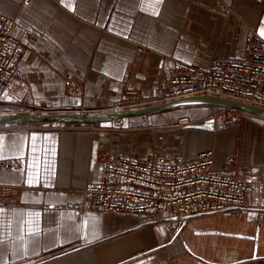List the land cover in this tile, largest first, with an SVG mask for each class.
<instances>
[{
  "label": "crops",
  "instance_id": "obj_1",
  "mask_svg": "<svg viewBox=\"0 0 264 264\" xmlns=\"http://www.w3.org/2000/svg\"><path fill=\"white\" fill-rule=\"evenodd\" d=\"M0 14L15 20L13 34L25 43L0 115L157 106L170 102L163 99L173 59L208 68L215 57H239L249 31L264 40V0H0ZM138 46L151 52L140 55ZM67 78L79 83L82 96L67 94ZM129 90L153 103L125 108ZM224 108L192 105L130 115L115 132L112 120L73 124L92 129L72 131L0 126V160L25 166L0 169V187L15 190L0 197V264H264V123L243 112L227 119ZM184 117L192 123L215 118L216 130L179 127ZM209 149L216 171L255 183L243 221L201 215L175 234L167 213L64 208L81 202L86 186L99 181L107 151L192 161Z\"/></svg>",
  "mask_w": 264,
  "mask_h": 264
},
{
  "label": "built area",
  "instance_id": "obj_2",
  "mask_svg": "<svg viewBox=\"0 0 264 264\" xmlns=\"http://www.w3.org/2000/svg\"><path fill=\"white\" fill-rule=\"evenodd\" d=\"M14 26L13 18L0 14V102L25 51L23 38L13 34ZM30 34L25 32L26 36ZM137 51L140 55L151 52L145 46H138ZM167 80L168 95L163 101L211 95L264 109V40L255 31H249L239 57H215L208 68L173 59L167 68ZM65 83L69 96L83 95L76 80L67 78ZM125 95L129 101L125 108L153 103L138 90L126 91ZM236 112L231 108L223 110L227 119L233 118ZM190 124L188 117L178 122L179 127ZM122 127L123 119H116L109 130L115 132ZM44 128L92 129L60 121L47 123ZM101 163L99 181L86 186L81 202L67 203L65 209L147 215L167 213L171 220L168 228L176 234L187 227L193 217L201 215L221 214L243 221L249 212L248 197L255 191V183L245 176L216 171L212 149L200 152L192 161L155 152H150L147 159H139L107 151L102 154ZM0 169L24 171L25 166L15 160H0ZM14 191L8 186L0 187V197ZM259 218L262 221L264 214H259Z\"/></svg>",
  "mask_w": 264,
  "mask_h": 264
},
{
  "label": "water",
  "instance_id": "obj_3",
  "mask_svg": "<svg viewBox=\"0 0 264 264\" xmlns=\"http://www.w3.org/2000/svg\"><path fill=\"white\" fill-rule=\"evenodd\" d=\"M192 105H216L225 108H231L239 112H243L254 116H264V109L239 101L224 99L217 96L201 95L182 98L175 101H170L157 106L147 107L143 109L131 111H113L108 113H91V114H5L0 115V126L4 125H23V124H47L53 122H63L67 124H93L108 120L122 119L130 115H146L155 112H161L169 109L180 108ZM188 127L207 130L214 132L216 130L215 118H210L201 123H192ZM217 233L220 232H210ZM221 234V233H220ZM243 239H251L257 241L256 236H246L243 234H226ZM256 257V254L254 255Z\"/></svg>",
  "mask_w": 264,
  "mask_h": 264
},
{
  "label": "snow or ice",
  "instance_id": "obj_4",
  "mask_svg": "<svg viewBox=\"0 0 264 264\" xmlns=\"http://www.w3.org/2000/svg\"><path fill=\"white\" fill-rule=\"evenodd\" d=\"M261 35H264V29H261ZM35 136H33V141H35ZM3 157L0 156V159H2ZM31 183V180L29 181Z\"/></svg>",
  "mask_w": 264,
  "mask_h": 264
},
{
  "label": "bare ground",
  "instance_id": "obj_5",
  "mask_svg": "<svg viewBox=\"0 0 264 264\" xmlns=\"http://www.w3.org/2000/svg\"><path fill=\"white\" fill-rule=\"evenodd\" d=\"M259 119V121L263 122L264 123V116H259L257 117Z\"/></svg>",
  "mask_w": 264,
  "mask_h": 264
},
{
  "label": "rangeland",
  "instance_id": "obj_6",
  "mask_svg": "<svg viewBox=\"0 0 264 264\" xmlns=\"http://www.w3.org/2000/svg\"><path fill=\"white\" fill-rule=\"evenodd\" d=\"M220 111H222V110H220ZM236 113H238V115L239 114H243V113H240V112H236ZM235 114V113H234ZM222 116H224L225 118H226V116L223 114V111H222V114H221ZM143 137V136H142Z\"/></svg>",
  "mask_w": 264,
  "mask_h": 264
}]
</instances>
